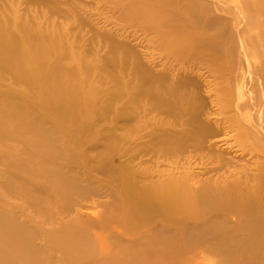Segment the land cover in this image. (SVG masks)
I'll return each mask as SVG.
<instances>
[{
    "label": "bare ground",
    "instance_id": "bare-ground-1",
    "mask_svg": "<svg viewBox=\"0 0 264 264\" xmlns=\"http://www.w3.org/2000/svg\"><path fill=\"white\" fill-rule=\"evenodd\" d=\"M99 1L164 60L0 16V264H264V0Z\"/></svg>",
    "mask_w": 264,
    "mask_h": 264
},
{
    "label": "rangeland",
    "instance_id": "rangeland-1",
    "mask_svg": "<svg viewBox=\"0 0 264 264\" xmlns=\"http://www.w3.org/2000/svg\"><path fill=\"white\" fill-rule=\"evenodd\" d=\"M57 1L60 4V9L69 13L65 12L64 14L59 9L57 11L52 10L43 4L31 5L25 0H0V5L2 2H6V8L8 7L7 11L5 9H0V16L1 19H10L16 17L15 12H21L20 15L22 20L28 21L29 23H34L36 25L40 24L42 27H44V29H50V32L55 30L54 32L57 33L58 29L65 30L66 34L69 33L70 41L72 42H74L80 33L85 35L87 38H92L93 29L96 28L95 30L99 31V33L102 31V34L104 32L118 42H123L130 48H133L138 57L143 59L145 62L150 63L151 65L156 63V61L159 62L160 60H164V50L161 48V45L158 44L156 37L154 40L151 39V37H154V34H152V36L151 30H146L145 24L140 23L139 18H130L125 13L121 14V12L118 10H110L107 6H102L99 0ZM99 12H101L102 19L99 18ZM139 14H141V12H139ZM81 16H83L88 21L85 25L77 27ZM228 16L232 21H234L232 18L234 16L236 17L237 15L230 14ZM237 19L238 18H236L235 22H240L237 21ZM48 25L49 27H47ZM260 37L261 33L258 28H251L245 34V38L248 39V42L252 43H257L260 40ZM96 39L99 40V38ZM104 39V37H101L100 42L103 44L105 43V45L109 44L108 40ZM106 48V50L102 51L101 53L105 54L106 51L108 53V47ZM204 79L202 80L203 83ZM201 92L208 103L211 98L207 88L203 86ZM212 120L214 121V119ZM226 138L229 140L228 143L220 145V149L224 151V155L227 158L234 156L236 159H241V157L243 158L244 155L241 144L236 142L235 139H232V136H226ZM250 159V155H245L243 159L244 161H242V163L249 162L248 160ZM167 163L168 162H166V164ZM210 166L211 165L209 164V161L207 162L205 157L202 159L199 155H194V157H192L191 165H188L194 174H200L205 170V168Z\"/></svg>",
    "mask_w": 264,
    "mask_h": 264
}]
</instances>
